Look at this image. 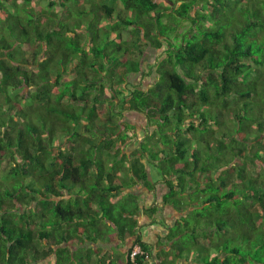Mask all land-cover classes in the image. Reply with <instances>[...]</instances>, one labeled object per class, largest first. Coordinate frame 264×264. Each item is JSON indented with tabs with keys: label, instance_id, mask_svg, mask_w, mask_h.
<instances>
[{
	"label": "trees",
	"instance_id": "obj_1",
	"mask_svg": "<svg viewBox=\"0 0 264 264\" xmlns=\"http://www.w3.org/2000/svg\"><path fill=\"white\" fill-rule=\"evenodd\" d=\"M38 1L0 0V264H75L72 246L111 236L108 221L124 235L139 214L137 196H115L158 183L210 228L154 218L203 246L188 264H264V0ZM149 47L162 53L146 70ZM153 72L150 88L131 80ZM128 111L147 121L135 136ZM195 189L202 204L171 200ZM137 244L150 264L141 232L129 254ZM173 248L161 264L185 259Z\"/></svg>",
	"mask_w": 264,
	"mask_h": 264
},
{
	"label": "crops",
	"instance_id": "obj_2",
	"mask_svg": "<svg viewBox=\"0 0 264 264\" xmlns=\"http://www.w3.org/2000/svg\"><path fill=\"white\" fill-rule=\"evenodd\" d=\"M170 192V188L166 183H158L154 190H150L144 185H133L117 195L114 201H123L127 199V204L132 207L134 204L133 196L138 197L140 212L137 216H127L126 221L131 223L129 229L126 228L124 235L118 230L112 232L111 236L105 239H99L97 242L86 241L85 243H77L72 246L75 253H80L82 260L86 264H126L128 262L129 250L132 247L136 236L141 232L143 240L146 241L153 250V257L150 259L152 264H161L160 255L165 257V251H172L177 239H169V227H176L178 222L185 224V215L191 210L180 212L174 204H167L164 197ZM156 212V213H155ZM151 213H155L151 217ZM154 218L164 221L169 227H165L160 223L154 222ZM137 221L136 223H133ZM110 237H113L110 239ZM87 250H92V254H88ZM167 259H172V255H168ZM75 264H79L81 260L73 257ZM55 258L42 261L40 264H53ZM79 262V263H78ZM150 263V264H151ZM188 264L186 259L178 261L177 264Z\"/></svg>",
	"mask_w": 264,
	"mask_h": 264
},
{
	"label": "rangeland",
	"instance_id": "obj_3",
	"mask_svg": "<svg viewBox=\"0 0 264 264\" xmlns=\"http://www.w3.org/2000/svg\"><path fill=\"white\" fill-rule=\"evenodd\" d=\"M165 5H170L171 3H170V0H161ZM20 3H22V0H20ZM115 4H117L118 6H120V7H124V5H123V2L121 1V0H117L116 2H115ZM37 6H39V7H46V8H49L48 6V0H43V2H41L40 0L37 2ZM61 8L62 7H60L59 5L56 7V10H57V12H59V14H60V12H61ZM74 8V4H72V3H69V5L66 7V9H68V10H72ZM103 24L105 23V21H103L102 22ZM126 35H125V37L127 38L128 36H127V31H126V33H125ZM162 53V51H156L154 48H151V47H149L148 49H147V51L145 52V57H144V59L146 60V63H145V66H144V69H146V70H149V67L150 66H152V67H154V69H155V65L154 64H156V60L159 58V56H160V54ZM144 60V61H145ZM157 75H156V73L155 72H153L151 75H148V76H143L142 75V73L141 74H134V75H132L131 76V80H132V82L134 83V84H142V86L143 87H145V88H150L151 86H152V84L157 80L156 77ZM16 92H18V91H11V94L14 96V94L16 93ZM24 104H26V101H24ZM123 121L125 122V121H127V122H131V123H133L136 127H137V129H131L130 130V132H129V135L130 136H135V134H136V132L135 131H141V130H143L145 127H146V118H145V116L143 115V114H141V113H139V112H135V111H128V112H126L125 114H124V117H123ZM85 124V123H84ZM83 124V126H85ZM129 126V125H128ZM127 135V129L125 130V131H123V134L121 135V137L122 138H125V136ZM137 136V135H136ZM140 136H141V134H140ZM135 138V137H134ZM135 141V142H134ZM132 143H137L136 144V146L137 145H141L142 146V143L141 144H138L139 142L137 141V140H133L132 141ZM144 144V148H147L148 150H151V138H148V139H146L145 140V142L143 143ZM134 145H132V147H129L128 146V144H127V146H126V148L128 149V151L127 152H132L133 150V147ZM132 148V149H131ZM135 149V148H134ZM142 149V148H141ZM109 166H111V165H109ZM150 168H152L151 167V165L149 166ZM152 170V173H151V176H152V181H158V180H160V179H162L164 176H163V174H162V171L161 170H159V169H155V168H152L151 169ZM1 174H2V172L0 171V176H1ZM149 179H150V177H149ZM151 180V179H150ZM75 186V185H74ZM76 187V189H77V191H79L80 192V189H81V185L79 184V185H77V186H75ZM89 187V186H88ZM196 191L194 192V194L193 195H191V197H190V195H181V193H179L178 194V198H179V200H181V201H179L178 199H176V197H174V198H171V200L175 203V204H182V205H184V207L187 209L188 208V206H186V205H188V204H191V203H199V204H202V202H203V200H200L197 196H195V194L197 195H199L201 192H202V190L201 189H195ZM227 190H223L222 191V193L224 194L225 192H226ZM83 192H85V191H83ZM170 195V194H169ZM117 199V196H115L114 197V200H116ZM127 202V199L126 200H124V202L123 203H126ZM228 204H230V203H228ZM211 208H212V210H213V214L210 216V218L213 220V221H216L217 220V218H216V216H217V212H214V208H215V205L213 206L212 204H210L209 205ZM202 207H203V205H202ZM97 209H99L98 207H97ZM119 209V208H118ZM190 208H188L187 210H189ZM186 210V211H187ZM115 213H117L116 211H115ZM118 215V214H117ZM185 220H187L188 221V225H190V226H193V227H195V226H197L198 227V232H197V234L199 235V236H201V237H203L204 235H205V231H207V230H209L210 228H207L206 227V219H203L202 220V222H201V224H198V222L196 221L197 219H196V216L194 215V213L193 212H188L187 213V215H186V218H185ZM111 221H108V222H104V224H102L101 226H102V230L103 231H105L106 229H108V230H110V234H112V232H114L115 231V229L112 227V225H111ZM183 228H186V226L185 225H183L182 226ZM216 228V227H215ZM95 230V228L92 230V232ZM215 230H217V229H215ZM219 231V230H218ZM218 231H215V238L217 239L218 238V235H219V232ZM95 232V231H94ZM234 233V231H233V229H231L230 231H229V233ZM219 239V238H218ZM256 239H258L259 240V238L256 236ZM189 243V244H188ZM254 243L256 244V241L255 242H253L252 243V245H254ZM178 244H182L183 245V251H181V253L184 255V258L187 260V261H190V262H195V259L194 258H192V252H191V250L192 251H196L197 253H199V250H201L202 252H203V246H201V245H198V244H196L195 243V240H194V238L192 237V236H190V235H184L183 236V240L182 239H179V241L177 242V243H175V246L176 245H178ZM230 244V243H229ZM205 245H207V244H205ZM178 251V249L177 248H173L172 249V252H173V254H175L176 256H177V252ZM176 256H174V257H176ZM78 257L79 258H81V254H79L78 255ZM177 258V257H176Z\"/></svg>",
	"mask_w": 264,
	"mask_h": 264
},
{
	"label": "built area",
	"instance_id": "obj_4",
	"mask_svg": "<svg viewBox=\"0 0 264 264\" xmlns=\"http://www.w3.org/2000/svg\"><path fill=\"white\" fill-rule=\"evenodd\" d=\"M143 253V250L139 244L135 245L129 254V260L131 264H141L137 261V256Z\"/></svg>",
	"mask_w": 264,
	"mask_h": 264
}]
</instances>
